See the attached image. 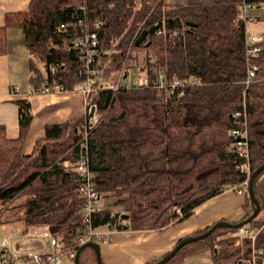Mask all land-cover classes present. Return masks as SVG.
Listing matches in <instances>:
<instances>
[{
    "label": "trees",
    "instance_id": "1",
    "mask_svg": "<svg viewBox=\"0 0 264 264\" xmlns=\"http://www.w3.org/2000/svg\"><path fill=\"white\" fill-rule=\"evenodd\" d=\"M244 4L255 6L252 21L258 19L255 11L264 0H31L24 13L8 14L0 28V55L8 51L7 30L21 29L30 54L44 69L31 61L35 92L56 85L81 91L90 76L95 82L88 111L72 121L48 124L30 155L24 153L33 119L30 101L17 102L16 139L0 126L1 222L47 225L65 249L77 253L81 246L76 237L84 234L85 225L78 171L84 158L106 200H127L120 209L96 213L93 226L98 229L162 230L187 220L227 189H243L247 161L235 150L232 136L238 112L249 131L250 177L264 165V37L256 45L261 48L258 57L248 61L247 23L237 22ZM176 19L181 27L166 26L136 46L145 30ZM90 33L97 34L98 46L88 69L77 41ZM253 64L256 76L247 83ZM153 66L168 79L195 78L202 84L172 99L148 87H108L123 69L127 74L148 69L153 77ZM94 69L97 74L91 75ZM254 192L261 210L247 226L260 230L254 246L263 254L256 264H264V219L259 217L264 171L254 181ZM246 196L242 221L255 211L248 190ZM18 198L25 200L13 204ZM239 229L221 226L184 246L166 264H184L206 252L213 264H252L253 242L239 237ZM80 264H98L93 248L81 251Z\"/></svg>",
    "mask_w": 264,
    "mask_h": 264
},
{
    "label": "crops",
    "instance_id": "2",
    "mask_svg": "<svg viewBox=\"0 0 264 264\" xmlns=\"http://www.w3.org/2000/svg\"><path fill=\"white\" fill-rule=\"evenodd\" d=\"M31 0H0V28L6 24V16L25 12ZM171 1V2H170ZM169 4H184L186 0H170ZM183 1V2H182ZM258 14V13H257ZM263 15V14H262ZM246 25L248 35L264 37V15ZM261 24H263L261 26ZM21 29L7 30V54L0 55V126L6 129L7 137L16 139L19 135V107L17 102L27 99L31 102L32 123L24 153L31 154L36 141L44 136L48 124L72 121L86 113L81 91L42 94L31 87L30 63L34 61L40 69L38 59L32 56ZM18 88L17 92L13 90ZM246 194L227 190L201 204L185 221L158 231H114L108 243L101 244L104 264H149L169 253L177 242L200 232L221 220L240 222L245 216ZM30 240L19 242L20 247ZM36 247H39L37 243ZM199 258L196 264H213L211 253L188 257L184 264Z\"/></svg>",
    "mask_w": 264,
    "mask_h": 264
},
{
    "label": "built area",
    "instance_id": "3",
    "mask_svg": "<svg viewBox=\"0 0 264 264\" xmlns=\"http://www.w3.org/2000/svg\"><path fill=\"white\" fill-rule=\"evenodd\" d=\"M255 6H250L247 4L243 5L242 13L237 22L242 21L248 23L253 20L252 11ZM98 26V24H97ZM163 30H159L158 33H162ZM261 35L252 34L247 35V55L248 61L252 58H257L261 50L257 43L261 40ZM77 46L80 48L81 57L87 62L88 69L95 62V57L97 55L98 37L96 33H90L85 35L83 38L77 41ZM156 63V58H153ZM258 67L253 64L248 70L247 83L256 76ZM100 71V70H99ZM151 72H153V77L148 69L142 72H135L127 74L124 69L119 73V78L114 84H108V87L113 90H119L121 87L126 89L132 87H148L154 90L158 96H165L167 99H172L175 97H183L186 93V89L191 87H196L201 85V81L195 78H172L168 79L161 70L156 67H151ZM91 75H96L97 70H91ZM99 74V73H98ZM95 82L94 76L88 78L86 85L82 88L81 92L84 97V105L86 112L88 111V103L91 94L93 93L92 84ZM18 91V88L13 90ZM68 91L62 86H55L53 89L45 87L42 90V94H52V93H67ZM241 113L238 112L235 115V119L239 125L232 130V136L237 140L235 144V150L242 158L247 161L246 170L250 177V151H249V131L247 123H240ZM87 160L84 158L79 167L78 171L82 176L83 183L80 186V195L85 199L86 205L83 209L84 217V234L76 237L80 246L86 244L87 242L94 241L98 244H105L111 240V236L114 229H98L93 226V216L100 212L102 209V204L105 200L103 193L98 191L92 181V174L86 168ZM249 177L242 184L243 189H229L231 191H236L238 194H246L249 186ZM103 210V209H102ZM115 216V212H112L111 217ZM9 224H0L6 235L0 238V264H65V261L75 263V258L77 253L71 252L63 247L59 240L54 236V234L49 230V228L43 225H33L25 227V229H13L7 227ZM260 230L253 229L249 226H244L239 229L238 235L242 239H250L253 242V256L249 262L256 264L260 255L263 254L262 250H257L254 246L256 238ZM23 238V239H21ZM16 241L14 242V240ZM35 240L41 242L40 247L35 248H22L19 245L22 240Z\"/></svg>",
    "mask_w": 264,
    "mask_h": 264
},
{
    "label": "water",
    "instance_id": "4",
    "mask_svg": "<svg viewBox=\"0 0 264 264\" xmlns=\"http://www.w3.org/2000/svg\"><path fill=\"white\" fill-rule=\"evenodd\" d=\"M181 21L179 19L176 20H169L168 22L165 21H160L157 25H153L151 28H149L148 30H145L141 36L139 37L138 40H136V46H140L148 36L150 35H154L155 33H157L159 30H162L163 28H165L166 26L169 28H174V27H181ZM190 27H196L195 24H191L188 23L186 24ZM94 111L95 108H92L91 111V116L94 115ZM264 171V165H262L261 167H259L250 177L249 180V186H248V191L251 197L252 202L255 204V211L253 212V214L248 217L247 219L240 221L238 223L232 224L228 221H218L216 222L210 230L206 231L203 234L200 235H196V236H186L182 239H180L177 244L175 245V247H173V249L167 253L165 256H163L159 261H157L155 264H166L167 262H169L172 258H174V256L187 244L196 242V241H200L203 240L205 238H207L209 235H211L217 228L221 227V226H227V227H233V228H242L248 224H250L255 217L259 214L261 207L258 203V200L255 196V192H254V181L257 178V176H259V174H261ZM124 219H127L128 217L126 215L123 216ZM91 247L95 250L96 252V257H97V261L98 264H104L103 260H102V256H101V247L100 244L94 242V241H90L87 242L86 244L82 245L81 248L77 251V255L75 258V264H80V255H81V251H83L85 248Z\"/></svg>",
    "mask_w": 264,
    "mask_h": 264
},
{
    "label": "rangeland",
    "instance_id": "5",
    "mask_svg": "<svg viewBox=\"0 0 264 264\" xmlns=\"http://www.w3.org/2000/svg\"><path fill=\"white\" fill-rule=\"evenodd\" d=\"M166 1H170V0H166ZM171 2V1H170ZM183 2V1H182ZM255 12H257L258 14H259V16L261 15V16H263L264 15V6H261L260 8H258ZM263 14V15H262ZM263 24H261V26H262ZM136 56L139 58V57H142V53H140V52H137L136 53ZM38 61V63H39V65L42 67V72H44V69H43V66H42V63H41V61H39V60H37ZM134 71H131V73H133ZM136 72V71H135ZM120 75V74H119ZM119 75H118V77H117V79L119 78ZM98 115L95 117V120L94 121H97V119H98ZM235 188H237V189H240L239 187H235ZM231 189H233V188H231ZM227 190H229V189H227ZM247 197V196H246ZM25 200V198H18V199H15L14 201H13V204H16V203H19V202H21V201H24ZM127 203V200L126 199H122V198H112V199H108V200H104V202H103V204H102V209H120V208H122L121 206L122 205H124V204H126ZM259 217L260 218H262V219H264V210L261 212V214L259 215ZM4 222H1V220H0V224H3ZM7 227H9V228H13V229H25V225L24 224H22V223H9V225L7 226ZM6 235V232L5 231H3L2 230V228H1V226H0V238H3L4 236ZM21 239H23V238H21ZM16 241V239L14 240V242ZM23 241V240H22ZM37 243L39 244V247H40V245H41V242H39V241H35V240H30L29 242H28V245L30 244V245H32L33 247H28V248H35L36 247V245H37ZM197 261H199V258H196L195 260H191V264H196V262ZM65 264H73V263H71V262H69V261H65Z\"/></svg>",
    "mask_w": 264,
    "mask_h": 264
}]
</instances>
